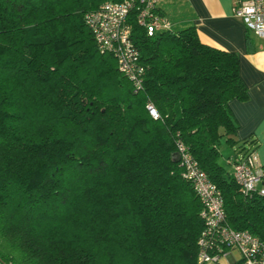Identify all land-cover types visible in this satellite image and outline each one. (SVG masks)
Instances as JSON below:
<instances>
[{"label": "trees", "instance_id": "obj_1", "mask_svg": "<svg viewBox=\"0 0 264 264\" xmlns=\"http://www.w3.org/2000/svg\"><path fill=\"white\" fill-rule=\"evenodd\" d=\"M102 1L0 0V258L200 264L202 204L179 143L220 189L224 223L264 241V194L243 193L228 167L256 146L228 105L247 96L237 53L194 25L148 35L131 11L135 90L85 22Z\"/></svg>", "mask_w": 264, "mask_h": 264}, {"label": "built area", "instance_id": "obj_2", "mask_svg": "<svg viewBox=\"0 0 264 264\" xmlns=\"http://www.w3.org/2000/svg\"><path fill=\"white\" fill-rule=\"evenodd\" d=\"M158 0H104L97 7L85 12L97 47L111 51L118 68L130 79L133 88L141 87L145 66L131 37L130 14L134 11L137 23L148 35L170 28V22L157 9ZM234 13L255 35L264 39V0H238ZM153 117L158 111L152 102L145 104ZM179 152L185 164L187 176L200 198L204 227L198 238L200 264L219 263L221 244L236 247L240 252L239 264H264V241L248 229H235L224 223L223 197L218 186L209 179L196 160L179 143ZM232 174L245 194L258 190L264 194V185L258 182L264 177V168L255 157V151L246 149L232 161ZM214 246L216 249H214ZM0 264H7L0 258Z\"/></svg>", "mask_w": 264, "mask_h": 264}, {"label": "crops", "instance_id": "obj_3", "mask_svg": "<svg viewBox=\"0 0 264 264\" xmlns=\"http://www.w3.org/2000/svg\"><path fill=\"white\" fill-rule=\"evenodd\" d=\"M237 1L158 0L157 9L166 16L171 29L194 25L202 42L237 53L247 96L228 101L237 122L235 135L239 139H256L255 157L264 168V39L249 30L234 13ZM232 154L233 149L225 157ZM228 167L231 170L230 162ZM262 185L264 177L258 182V186ZM230 249L226 253L227 260L240 259L239 250L238 257L234 258Z\"/></svg>", "mask_w": 264, "mask_h": 264}, {"label": "rangeland", "instance_id": "obj_4", "mask_svg": "<svg viewBox=\"0 0 264 264\" xmlns=\"http://www.w3.org/2000/svg\"><path fill=\"white\" fill-rule=\"evenodd\" d=\"M232 151L231 147L228 146L227 144L225 143H222L221 145V153H222V156H226L228 155V153ZM231 163V162H230ZM231 166H232V163H231ZM231 253L233 255L234 258L238 257L239 255V252H238V249L236 247H232L231 249ZM229 262V260H227L226 258V255H223L221 258H220V263L221 264H227Z\"/></svg>", "mask_w": 264, "mask_h": 264}, {"label": "water", "instance_id": "obj_5", "mask_svg": "<svg viewBox=\"0 0 264 264\" xmlns=\"http://www.w3.org/2000/svg\"><path fill=\"white\" fill-rule=\"evenodd\" d=\"M177 157H178V154H177ZM177 157H176V159H177Z\"/></svg>", "mask_w": 264, "mask_h": 264}]
</instances>
